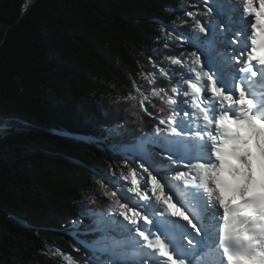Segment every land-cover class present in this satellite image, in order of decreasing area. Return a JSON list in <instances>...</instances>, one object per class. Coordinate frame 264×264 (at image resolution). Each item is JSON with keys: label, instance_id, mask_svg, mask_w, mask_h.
<instances>
[{"label": "trees", "instance_id": "obj_1", "mask_svg": "<svg viewBox=\"0 0 264 264\" xmlns=\"http://www.w3.org/2000/svg\"><path fill=\"white\" fill-rule=\"evenodd\" d=\"M198 1L37 0L24 15L30 0H0V118L38 127L0 130V264L91 263L67 228L89 208L86 231L117 201L106 193L129 168L112 151L179 111L151 92L176 99L171 89L194 77L184 36L196 24L187 13L205 18ZM50 130L99 134L110 149Z\"/></svg>", "mask_w": 264, "mask_h": 264}, {"label": "snow or ice", "instance_id": "obj_2", "mask_svg": "<svg viewBox=\"0 0 264 264\" xmlns=\"http://www.w3.org/2000/svg\"><path fill=\"white\" fill-rule=\"evenodd\" d=\"M232 2L242 5L238 17L228 7L229 0H202L203 22L197 13H187L196 21L188 37L197 50L189 57L194 79L186 80L188 91H181V85L171 89L186 99L178 105L162 88L151 92L179 108L161 118L155 132L161 152L168 153L162 159L174 173L165 178L172 195H163L164 186L155 176L144 185L148 191L140 193L133 169L129 191L147 203H138L136 211L113 200L111 212L122 221L101 219L83 233L108 236L111 224L112 233L128 237L93 249L109 253L113 264H144L146 260L189 264V259L195 264L201 248H215L219 256L215 264H264V0L259 11L254 0ZM171 63L182 62L173 59ZM158 71L169 78L168 70ZM146 99L139 100L141 108ZM183 105H190L191 113ZM186 195L191 199L185 200ZM173 196L187 212L173 203ZM62 259L65 264H78L72 255ZM98 260L94 255L91 264Z\"/></svg>", "mask_w": 264, "mask_h": 264}, {"label": "rangeland", "instance_id": "obj_3", "mask_svg": "<svg viewBox=\"0 0 264 264\" xmlns=\"http://www.w3.org/2000/svg\"><path fill=\"white\" fill-rule=\"evenodd\" d=\"M198 3L200 5H202L204 11L205 12V7L202 3V0H199ZM253 6L254 8H259L260 9V5L259 4H255V2L253 3ZM208 7H212L211 3L208 4ZM241 5L240 7H238V9L240 10L241 9ZM253 19H254V16H253ZM253 21V20H252ZM184 39H187L188 40V37L187 36H184ZM194 79V77H191ZM181 85V91H188V89L184 86L186 85V81L182 83H180ZM176 99H177V104L179 105L180 104V101L181 99H186V98H183V97H180L179 95L176 96ZM184 109L189 111V113H191V108H190V105H183ZM182 115V113H181ZM8 127H12V126H6V127H0V130L2 129H6ZM154 134L152 133H148L147 135H143V136H138L140 137L139 139L135 140L134 143L132 144H129L127 146H122L120 147L119 149L117 150H113L111 149L112 153L115 155H120L123 157V159H125V163H126V166H128L129 168V179L128 180H124V179H117L115 181L116 184H114V189H113V193H115L114 197L116 198L117 202L120 203V204H126L128 206L129 209H134L136 211H139L140 208L139 207H136V205L139 203V204H143L140 200V195H136L135 193L133 192H130L129 189L133 187V185L130 183L132 177H131V173H132V170L135 169L136 170V180L138 181V184H137V187L139 189V192H141V190L143 192L144 189L142 187V182L141 180L139 181L138 180V176L140 177H143V173L141 171V167H139V165H143L144 163H146V158L144 157V154L152 157V158H155V160H157L158 162H160L162 165V170H168L166 171H162L163 173L160 174V176L162 178H171L174 173L170 170L169 168V164H168V161H166L165 159H162V157L168 155V153L166 152H161V148H160V142H158V138L157 136L155 135V132H153ZM74 137L77 136V135H73ZM99 136V139L98 138H94V136H79V138L81 140H77V141H84V142H98V143H101L103 145H105L106 148L110 149L108 146H107V141H106V138L105 137H102L100 136L99 134L97 135ZM75 140V139H74ZM141 141H145L144 142V145L146 146V149L147 150H144L143 152L141 151H135V148H132L131 151H126L127 150V147L128 146H135L139 143H141ZM159 154V155H158ZM182 170V169H181ZM185 170V169H183ZM104 176L102 175L101 177V182H102V185L105 184V182H109L108 179H104L103 178ZM159 179H161L159 177ZM104 180H106L104 182ZM151 182H149L150 184ZM171 195V193L168 194V196ZM127 196V198H126ZM191 199V196L190 195H187V200H190ZM89 208H86L85 211L79 213V216H78V219H75V220H72L71 223H70V226L67 228L69 233H70V236L74 237L76 239V241L78 243H80L82 246L86 245L89 247V250L92 252L91 254V259L93 258V256H98L99 257V260L97 262V264H113V259L111 257V255L107 254L106 252H101V251H98L99 253L101 254H98L97 251H93V249H98V247L96 246V243H100L101 246H104V244L106 242H101V241H105L106 239V235L103 233H100V232H95V233H91V234H88V235H84L83 233L85 231H82L81 228H80V223H82V220L83 218L85 217H89L91 216V211ZM184 211H188V209L184 210ZM146 213V212H145ZM144 213V214H145ZM147 215V214H146ZM109 216V213H105V212H97L96 213V217L97 219H95L94 221V225L90 226V227H95L96 226V222L98 220H101L102 219H110L108 218ZM115 219L116 220H120L122 221V217H119V216H115ZM209 221H205V223L207 224H210V222L208 223ZM67 227V226H66ZM97 234V235H96ZM98 234H102L101 236L98 235ZM89 237V238H87ZM90 244L92 246H90ZM63 254V253H62ZM67 255H70V254H67ZM66 254H63L62 256H67ZM91 264V263H89ZM145 264V263H144ZM147 264H152V261L151 260H148Z\"/></svg>", "mask_w": 264, "mask_h": 264}, {"label": "bare ground", "instance_id": "obj_4", "mask_svg": "<svg viewBox=\"0 0 264 264\" xmlns=\"http://www.w3.org/2000/svg\"><path fill=\"white\" fill-rule=\"evenodd\" d=\"M254 2H255V4H259V5H260L259 7H260V9H261L262 0H254ZM240 5H241V3H239V2L233 3L232 0H229L228 7L231 8V9H234V13H233V14H234V16H236V17H238V16L240 15V10L238 9V7H240ZM241 6H242V5H241ZM255 9H257V11L260 10V9L257 8V7H256ZM250 19L253 20V16L250 17ZM222 23H223V21H222ZM234 95H235V93H234ZM6 126H14V127H18V128H23V127H24V124H23L22 122H20V121L14 120V119H6V120H2V119H0V127H6ZM144 142H145V141H141V143H139V144H137V145H135V146H133V147L128 146L126 151H131L132 148H135V151H138V150H139V151L143 152L144 150H147V149H146V146L144 145ZM158 142H160V141L158 140ZM132 143H134V142H132ZM132 143H131V144H132ZM125 146H127V145H125ZM144 157L146 158V163L143 164V168L141 169V171H142V173H143V177H141V176L139 177V176H138V180H139V181L141 180V182H142V187H143L144 191H148V189H146V188L144 187V185H145V184H149V182H151V177H152V176H155V177L157 178V180H159L160 183L164 186V192H163V195H164V196H168V194L170 193V192H168V184L165 183V179L162 178V177L160 176V174L163 173L162 171H165V173H166V171H168V170H162V166H161L162 164H161L160 162H158L157 160H155V158H152V157L148 156L147 154H146V155L144 154ZM144 169L147 170L146 173L144 172ZM182 170H183V169H182ZM166 174H167V173H166ZM159 177H160L161 179H159ZM136 186H137V185H136ZM135 194L138 195V193H135ZM171 195H172V193H171ZM126 198H127V196H126ZM127 199H128V198H127ZM184 199L187 200V195L184 197ZM141 202H142V203H147L146 201H141ZM173 203H175L177 207H181V208H183V210H186V209H187V208H185L181 203H178V202H177L175 196H173ZM101 219H102V218H101ZM112 227H113V225H111V224L107 225V228H108V230H109V235L106 236L105 241H101V242L110 243L112 239H116V240H119V239H128V237H126V236L115 235V233H112V232H111ZM209 227H210V226H209ZM212 228H213V227L211 226L210 229L212 230ZM157 231H159V230H157ZM100 233H102V232H100ZM102 234H103V233H102ZM102 234H98V235L101 236ZM96 235H97V234H96ZM161 238L164 239L163 234H161ZM187 239H190V237L185 238V241H184V246H185V248L188 247V246H187ZM165 242L167 243L168 241L165 240ZM106 243H105V244H106ZM105 244H104V245H105ZM90 246H92V245L90 244ZM96 246L98 247V249H100V248L103 247V246L100 245V243H98V244L96 243ZM201 251H203V250H201V249L198 250L199 253H200ZM97 253L99 254L98 251H97ZM109 255H110V254H109ZM147 262H148V260L144 261L145 264H147ZM214 264H215V262H214Z\"/></svg>", "mask_w": 264, "mask_h": 264}, {"label": "water", "instance_id": "obj_5", "mask_svg": "<svg viewBox=\"0 0 264 264\" xmlns=\"http://www.w3.org/2000/svg\"><path fill=\"white\" fill-rule=\"evenodd\" d=\"M36 1L37 0H30V4H29L27 10L25 11L24 15L27 14V12L31 9V7H33V4H35ZM0 119H2V118H0ZM8 119H14V118H8ZM2 120H6V119H2ZM14 120H17V121L22 122L24 124V127L23 128H25V127H28V128H38V127H35V126H30L27 123H25L24 121H21V120H18V119H14ZM50 132L56 133L57 135H60V136H67V137H70V138L75 139V140H81L79 138V136H75L74 137L73 135H70L69 132L56 131V130H50Z\"/></svg>", "mask_w": 264, "mask_h": 264}]
</instances>
